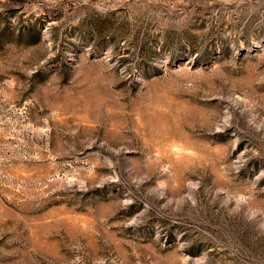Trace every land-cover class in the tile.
<instances>
[{
  "label": "rangeland",
  "instance_id": "obj_1",
  "mask_svg": "<svg viewBox=\"0 0 264 264\" xmlns=\"http://www.w3.org/2000/svg\"><path fill=\"white\" fill-rule=\"evenodd\" d=\"M0 264H264V0H0Z\"/></svg>",
  "mask_w": 264,
  "mask_h": 264
}]
</instances>
